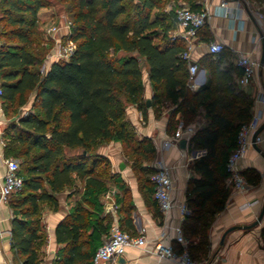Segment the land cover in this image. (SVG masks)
<instances>
[{"label":"trees","instance_id":"1","mask_svg":"<svg viewBox=\"0 0 264 264\" xmlns=\"http://www.w3.org/2000/svg\"><path fill=\"white\" fill-rule=\"evenodd\" d=\"M52 1L0 0V22L10 28L0 32V98L9 119L6 138L26 145L21 151L12 150L24 158L19 171L24 186L8 201L13 211L12 249L21 264H43L40 252L47 236L40 204L57 206L56 195L74 186L73 174L83 189L56 228L60 248L54 264H94L97 251L111 235L112 219L105 215L103 201L111 181L122 191L117 196L121 211L130 205L122 177L112 173L110 160L99 150L119 143L125 156L155 159L152 141L139 140L127 121L128 104L147 120L149 109L159 115L164 101L171 102L176 109L167 127L169 134L177 130L178 112L182 110L184 125L189 126L204 110L208 125L191 137L190 149L206 154L192 166L200 179L189 182L186 203L192 211L182 226L188 240L189 235L197 238L226 207L230 195L226 163L241 127L252 118L253 101L228 73L213 65L207 84L191 94L188 64L181 57L185 44L172 34L175 12L154 14L162 7L156 0H54L72 2L69 41L76 50L68 61L48 64L45 55L31 48L39 13ZM144 68L154 92L150 108ZM9 152L7 144L6 159ZM137 180L149 183L154 196L150 179ZM15 195L19 198L11 201ZM187 220L192 225L186 226ZM206 240V245L200 243L204 253Z\"/></svg>","mask_w":264,"mask_h":264},{"label":"crops","instance_id":"2","mask_svg":"<svg viewBox=\"0 0 264 264\" xmlns=\"http://www.w3.org/2000/svg\"><path fill=\"white\" fill-rule=\"evenodd\" d=\"M181 5L190 7L195 12L209 10V16L204 28H202L196 39V47L193 53L199 73L191 81L196 85L194 92L201 89L210 79V69L212 65L220 71L228 73L234 80L235 85L243 91L252 101V116L261 113L264 125V24L252 18L249 12L242 14L244 28L240 23H234L222 17L219 6L222 0H178ZM257 6L264 11V0H254ZM234 7L235 3H230ZM46 13V12H44ZM174 32H179L177 21L174 19ZM174 36V35H173ZM212 42H222L226 46V52L219 57L213 58L209 54V45ZM238 53L251 55L254 60L261 63V67L256 68V76L252 84L242 89L238 86V79L241 71L236 66V56ZM216 61V62H214ZM145 98L150 102L153 97V89L149 81L147 70L144 71ZM190 83V81H189ZM151 106V102H150ZM150 108V107H149ZM176 106L172 110H164L156 115L153 109L148 110L147 120H144L142 112L130 105L127 108V121L133 128L140 140L150 139L155 147L156 164L162 161L171 170L174 183L173 199L174 208L163 214L158 207L153 196V187L145 181L139 182L130 171L121 172V177L129 190L130 205L127 210H122V204H117V196L122 195V191L114 187L108 193H112L116 203L115 211L108 212L106 206V194L103 201L105 203V215L112 219V227L118 224L124 231L135 236H144L146 246L141 248H129L121 257H116L108 262L100 264H178L167 258L155 254L157 245L171 247L176 252L182 250L176 242V228L183 226L180 204L187 200V189L192 179H200L192 166L194 162L206 154L202 149H190L189 136L181 138V131L184 122L179 126L175 134H169L167 127L170 117ZM200 122L198 117L189 126H196L197 131L208 125L204 110L200 112ZM9 119L2 108L0 98V189L4 184L6 174L5 153H6V128ZM264 137V130L260 133ZM180 136V137H179ZM179 144L171 147L167 151H162V143L168 138L177 139ZM186 141V148L181 147V142ZM118 149L121 148L119 143ZM116 152V154H115ZM99 154L111 160L112 166L120 164L121 150L109 152L103 147ZM244 174L248 182V190L239 193L230 188V195L225 209L215 215L208 234V244L206 253L198 243L190 242L189 252L197 261L205 264H264V142L257 146H252L242 162ZM115 173V172H114ZM74 186L67 188L64 192L56 195L57 206L51 202L44 201L40 204L41 223L47 236L46 244L41 248V258L43 264H54L57 258V251L60 246L56 242V228L69 215L72 207L80 199L83 189L75 174L72 175ZM79 191L76 194V191ZM250 204V206H247ZM120 210V212H119ZM192 209L190 210L191 214ZM262 219L259 221V218ZM127 218H130L127 226ZM12 219L13 211L8 203L0 202V264H21L20 257L12 249ZM258 222V225L252 226ZM192 225L191 220L186 221V226ZM187 238V237H186Z\"/></svg>","mask_w":264,"mask_h":264},{"label":"built area","instance_id":"3","mask_svg":"<svg viewBox=\"0 0 264 264\" xmlns=\"http://www.w3.org/2000/svg\"><path fill=\"white\" fill-rule=\"evenodd\" d=\"M230 3H235V6H230ZM222 17L231 20L234 23L239 22L244 28V21L242 14L247 11L252 18L261 21L264 24V11L257 6L254 0H222L219 6ZM176 21L179 27V32L174 35V38L180 39L185 44V51L181 57L188 64V71L190 75L189 88L195 90L197 87L191 81L198 75L199 69L195 62L193 53L196 47V39L202 28L206 25L209 10L202 12H195L190 7L185 5L179 6L175 10ZM72 22L66 19L65 22L58 25L47 26L46 35L55 38L56 48L55 52L50 55L52 61H68L76 50V45L70 41H62L59 37L63 29L70 31ZM58 38V39H57ZM226 51V46L222 42H212L209 45V54L213 57H219ZM236 66L240 69L241 75L238 79V86L242 89L248 88L255 76L256 68L261 67V63L254 60L251 55L238 53L236 56ZM46 65L42 68L44 71ZM2 95V81L0 78V96ZM263 122L261 113L253 114L249 123L243 125L238 133L236 147L231 153L226 163V170L228 173L227 184L234 191L245 193L248 190V182L244 174L242 162L245 159L249 149L254 145H260L264 142V137L258 135L255 142L253 137L260 129ZM197 132L196 126H188L182 133L183 136H194ZM180 137V136H179ZM179 137L177 139L168 138L162 143V151H167L171 147L179 144ZM6 174L4 177V184L0 189V202L8 203L10 198L20 192L24 186V180L19 175L20 163L12 158L5 160ZM154 185V199L158 204L159 210L163 214H168L175 206L173 199L174 183L172 179L171 170L165 166L162 161L157 162L155 172L150 178ZM107 210L114 212L116 203L114 202L112 193L106 195ZM247 206H250L248 204ZM180 212L182 222L190 215V210L187 203L180 204ZM176 242L181 246L182 250L176 252L171 247L157 245L154 253L161 257L175 261L178 264H205L203 262L194 260L189 252L190 241L186 238L182 225L176 228ZM1 237V233H0ZM146 239L144 236H133L123 231L118 224H115L111 229L109 239L99 248L94 258V264L101 262H108L113 258L123 256L129 248H141L146 246Z\"/></svg>","mask_w":264,"mask_h":264},{"label":"rangeland","instance_id":"4","mask_svg":"<svg viewBox=\"0 0 264 264\" xmlns=\"http://www.w3.org/2000/svg\"><path fill=\"white\" fill-rule=\"evenodd\" d=\"M137 1V0H136ZM161 4V10L160 11H155L154 14H158L157 12H159V14H164V15H169L172 11L175 12L176 8L179 6H182L178 0H156ZM72 2H68V3H60L57 1H52V6L48 9H44L41 10L38 16V23L37 26L35 28V34L33 36L34 39V44L31 48V50L34 53H41L43 55H45L46 59H47V63H51V59H50V55L52 53L55 52V48H56V42L57 40L55 38H51L49 36L46 35V28L47 26H52V25H58L60 23H63L66 21V19H68L69 21H71L70 19V10L72 9ZM46 12V13H44ZM0 20H2V13L0 12ZM6 30H10V28L5 24V23H1L0 22V32L6 31ZM178 32H174L173 35H176ZM61 38L62 41H69V37H70V31H68L67 29H63L61 35L59 36ZM58 39V38H57ZM2 41H6V39L2 38ZM13 42L15 43L16 40H13ZM216 62V61H214ZM146 70V68H144V71ZM194 91L191 90V94H193ZM31 98V95H30ZM151 102V101H150ZM184 104H181L180 109L183 107ZM130 106V104H128V107ZM163 108L164 110H169V112L172 110L173 105L171 104V102L169 101H164L163 103ZM183 109V108H182ZM28 109H26L27 111ZM164 110L162 109V111L164 112ZM161 111V112H162ZM200 112L198 115V122H200ZM175 126H176V131H178L179 126L181 125V123L183 122V118H182V110L181 112H178V114H176L175 119ZM188 126L183 125V127L181 128L183 132ZM135 136L140 140V137L137 136V134H135ZM6 144H8V149L11 151V153L9 152V158H12L16 161H18L20 164H22L24 162V158L23 157H19L17 155V153H14L12 150L18 152L19 150H23L21 148H26V145H17L15 143V141H13V138H8L6 140ZM118 145H114V143H110L106 146H103L104 148H107L108 153L109 152H113V151H119V149L121 150V161L120 164L118 166L114 167L112 166L111 163V170L112 173L116 174V175H120L121 176V172H124L126 170L130 171V174L135 178H141L144 180H149L152 176V174L155 172L156 169V158L151 160V161H144L143 158L141 156H139L138 154H130L129 156H125L123 147L121 146V148L118 149L117 147ZM102 147V148H103ZM74 154V152H70L69 155ZM116 154V152H115ZM109 159V158H108ZM110 160V159H109ZM111 162V160H110ZM137 164V169L134 170V166ZM121 166H123V168H121ZM111 185V189H113L114 183L113 181H111L110 183ZM25 192V191H22ZM19 195V194H18ZM18 195H15L11 201H15L18 197ZM208 234H209V225H208V229H203L202 232L200 233V235L197 238H194L192 236L189 235V241H191L192 243H202L204 245H206L207 240L208 239ZM206 248V246H205Z\"/></svg>","mask_w":264,"mask_h":264},{"label":"water","instance_id":"5","mask_svg":"<svg viewBox=\"0 0 264 264\" xmlns=\"http://www.w3.org/2000/svg\"><path fill=\"white\" fill-rule=\"evenodd\" d=\"M262 62H264V56H263ZM147 106H148V108L150 107V102H149V101L147 102ZM263 130H264V125L261 126L260 129H259V130L256 132V134L254 135V137H253V142H255L257 136L260 135V133H261ZM254 146H256V145H254ZM181 147H182V148H186V141H185V140L181 142ZM121 168H123V166H121ZM263 214H264V213H262V216H263ZM262 216L259 218V221L262 219ZM257 225H258V222H255V224H253L252 226H247V228H252V227H255V226H257Z\"/></svg>","mask_w":264,"mask_h":264}]
</instances>
